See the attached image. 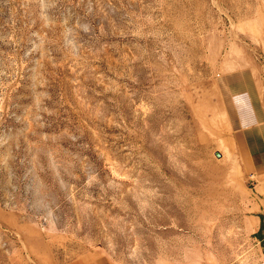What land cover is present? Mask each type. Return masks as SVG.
Here are the masks:
<instances>
[{"label":"rangeland","instance_id":"1","mask_svg":"<svg viewBox=\"0 0 264 264\" xmlns=\"http://www.w3.org/2000/svg\"><path fill=\"white\" fill-rule=\"evenodd\" d=\"M260 117L264 0H0V264H264Z\"/></svg>","mask_w":264,"mask_h":264},{"label":"crops","instance_id":"2","mask_svg":"<svg viewBox=\"0 0 264 264\" xmlns=\"http://www.w3.org/2000/svg\"><path fill=\"white\" fill-rule=\"evenodd\" d=\"M244 133L245 146L249 150V155L255 158L264 156V119L255 118L252 123L246 127Z\"/></svg>","mask_w":264,"mask_h":264},{"label":"water","instance_id":"3","mask_svg":"<svg viewBox=\"0 0 264 264\" xmlns=\"http://www.w3.org/2000/svg\"><path fill=\"white\" fill-rule=\"evenodd\" d=\"M215 155H216L217 157H220V153H219V152H215Z\"/></svg>","mask_w":264,"mask_h":264}]
</instances>
